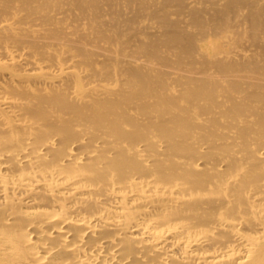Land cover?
I'll return each instance as SVG.
<instances>
[{
  "label": "bare ground",
  "instance_id": "obj_1",
  "mask_svg": "<svg viewBox=\"0 0 264 264\" xmlns=\"http://www.w3.org/2000/svg\"><path fill=\"white\" fill-rule=\"evenodd\" d=\"M0 264H264V0H0Z\"/></svg>",
  "mask_w": 264,
  "mask_h": 264
},
{
  "label": "rangeland",
  "instance_id": "obj_2",
  "mask_svg": "<svg viewBox=\"0 0 264 264\" xmlns=\"http://www.w3.org/2000/svg\"><path fill=\"white\" fill-rule=\"evenodd\" d=\"M218 47H221V44H217ZM204 49H210L211 50V45L209 44L208 46L207 45H204L203 46Z\"/></svg>",
  "mask_w": 264,
  "mask_h": 264
}]
</instances>
